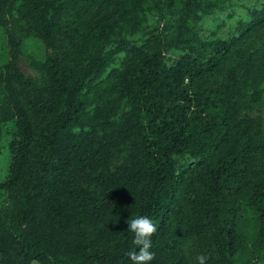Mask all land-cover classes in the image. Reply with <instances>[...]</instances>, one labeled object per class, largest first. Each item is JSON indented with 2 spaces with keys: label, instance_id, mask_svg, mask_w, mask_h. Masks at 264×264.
Listing matches in <instances>:
<instances>
[{
  "label": "trees",
  "instance_id": "obj_1",
  "mask_svg": "<svg viewBox=\"0 0 264 264\" xmlns=\"http://www.w3.org/2000/svg\"><path fill=\"white\" fill-rule=\"evenodd\" d=\"M6 16L46 52L43 84L0 64V264H133L139 216L149 264H264V127L241 113L264 97V0H0Z\"/></svg>",
  "mask_w": 264,
  "mask_h": 264
},
{
  "label": "rangeland",
  "instance_id": "obj_2",
  "mask_svg": "<svg viewBox=\"0 0 264 264\" xmlns=\"http://www.w3.org/2000/svg\"><path fill=\"white\" fill-rule=\"evenodd\" d=\"M152 11L156 12V8ZM166 9L160 15V19L165 16ZM157 14V13H156ZM150 14L147 20V25L152 24L158 14ZM224 15L220 12L212 15H204L200 22L203 23L204 28L208 29L213 26L217 19L223 18ZM231 24V22L229 23ZM264 35V28L261 30ZM137 35V34H136ZM46 47L42 41L33 33L26 30L25 24L14 20L12 17L6 16V22L0 26V64L7 63L19 67L22 72L35 80L39 84L45 82V76L42 72V60L45 56ZM117 63L111 62L109 67ZM105 76H102L103 79ZM100 86L106 87L105 99H109L116 107L124 104V98L119 94L118 89L113 85L111 79L103 80ZM242 114H248L259 120L261 127H264V97L263 94L256 100L251 102L245 101L241 107ZM8 154L4 149L3 140L0 139V179L5 173L8 162ZM11 205V201L6 193L0 191V211ZM184 250L189 254L188 243L185 242ZM39 264V263H32Z\"/></svg>",
  "mask_w": 264,
  "mask_h": 264
},
{
  "label": "clouds",
  "instance_id": "obj_3",
  "mask_svg": "<svg viewBox=\"0 0 264 264\" xmlns=\"http://www.w3.org/2000/svg\"><path fill=\"white\" fill-rule=\"evenodd\" d=\"M128 230L134 233L133 243L138 246L139 251H130L127 253L133 264H149L154 259V253L150 251L152 246L151 237L156 233L157 227L148 216H139L127 221ZM198 264H206L207 257L198 255L196 257Z\"/></svg>",
  "mask_w": 264,
  "mask_h": 264
}]
</instances>
